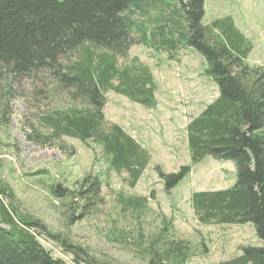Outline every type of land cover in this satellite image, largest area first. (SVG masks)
<instances>
[{"label": "trees", "instance_id": "16d2710c", "mask_svg": "<svg viewBox=\"0 0 264 264\" xmlns=\"http://www.w3.org/2000/svg\"><path fill=\"white\" fill-rule=\"evenodd\" d=\"M149 11L157 15L151 17ZM203 17V0H0V119L9 116L11 85L47 75L69 102L41 116L44 133L35 132L28 141L51 145L66 137L92 142L101 147L107 171L126 174L133 188L150 157L119 126L105 120V94L154 108L156 88L145 68L132 64L119 69L117 59L126 57L132 35L139 44L150 40L167 52L179 45L192 47L204 58V74L216 84L218 95L185 127L190 165L206 157L232 162L236 179L226 190L192 193L191 209L203 226L253 225L261 244L239 246L237 255L219 264H264V69L246 64L252 46L230 18L205 25ZM190 171L191 166L171 174L156 169L166 189L176 187ZM82 187L51 188L50 194L56 200L69 198L70 205L74 199H89L91 189ZM94 197L95 190L90 200ZM120 197L123 210L140 216L148 209L147 197ZM11 199L9 186L0 179V264H67L38 242L30 231L42 229V224L20 217ZM160 223L142 250L146 264H187L196 256L195 248L174 237L171 220L162 217ZM47 235L73 254L66 240ZM199 244L200 254H206L204 243Z\"/></svg>", "mask_w": 264, "mask_h": 264}, {"label": "rangeland", "instance_id": "374dc122", "mask_svg": "<svg viewBox=\"0 0 264 264\" xmlns=\"http://www.w3.org/2000/svg\"><path fill=\"white\" fill-rule=\"evenodd\" d=\"M203 10L205 25L230 18L252 46L246 64L264 69V0H203ZM156 15L149 11V16ZM131 42L126 57L117 59V67L137 64L145 68L156 88V105L146 108L108 92L102 112L108 123L119 126L149 154L150 161L136 185L129 187L124 173L108 172L101 147L92 142L66 137L51 145L28 141L35 132L44 133L41 116L69 102L53 80L43 75L37 82L11 85L13 97L6 106L9 116L0 119V179L11 190L14 199L10 203L20 217L42 224V229L30 232L52 256L67 264H87V260L91 264H146L142 250L159 230L162 217L172 221L175 238L195 248L196 256L187 264H219L237 255L239 246H259L252 224L203 226L191 209L192 193L226 190L236 179L232 162L206 157L190 165L185 127L218 95L216 84L204 74V58L183 45L167 52L150 40L137 43V35H132ZM185 166H191L190 173L176 187L166 189L156 169L171 174ZM36 172L44 174L33 175ZM95 182L98 186L92 189ZM80 184L82 190H95L94 201L91 192L85 194L89 199H74L70 205L69 198L56 200L50 194L51 188L73 191ZM120 196L123 200L149 198L147 211L137 216L123 210ZM48 233L66 240L73 254L66 253ZM199 243H204L206 254H200Z\"/></svg>", "mask_w": 264, "mask_h": 264}]
</instances>
